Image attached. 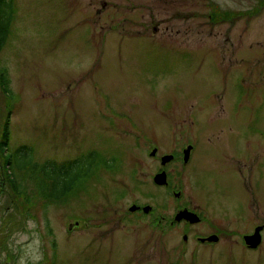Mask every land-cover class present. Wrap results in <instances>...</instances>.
I'll return each instance as SVG.
<instances>
[{
    "label": "rangeland",
    "instance_id": "374dc122",
    "mask_svg": "<svg viewBox=\"0 0 264 264\" xmlns=\"http://www.w3.org/2000/svg\"><path fill=\"white\" fill-rule=\"evenodd\" d=\"M7 1L6 148L26 145L16 163L36 201L21 224L0 183V264H264V238L257 250L240 238L264 222V86L248 90L246 79L248 42L256 54L264 50V9L252 20L246 10L264 0ZM262 65L261 57L253 64ZM192 136L190 165L168 163V178L202 215L190 233L228 231L208 246L181 245L180 225L163 234L149 218L171 216L180 201L152 182L159 162L151 145L177 149ZM237 149L250 154L252 202L226 159ZM77 156L87 174L58 199L40 198L30 171ZM131 201L154 212H130ZM237 203L243 212L235 213Z\"/></svg>",
    "mask_w": 264,
    "mask_h": 264
},
{
    "label": "flooded vegetation",
    "instance_id": "af4514ba",
    "mask_svg": "<svg viewBox=\"0 0 264 264\" xmlns=\"http://www.w3.org/2000/svg\"><path fill=\"white\" fill-rule=\"evenodd\" d=\"M264 7H260V6H252L247 8L246 10V17H250L249 20H252V16L256 13V14H260L263 11ZM246 22H248V20H246ZM252 43L253 41H249L248 42V53H247V61L249 63L248 65V70H246V79H247V85H248V90H253L259 86H264L263 84H260L259 81L263 80L264 81V65H262L260 68H255L253 66V64L256 61H259V57L262 58V63L264 64V50L261 51V55L260 54H256L255 52H253V48H249L252 47ZM260 55V56H259ZM234 60L236 58V56H233ZM234 60L230 61V64L234 63ZM247 92V91H246ZM247 94H249V92H247ZM250 95V94H249ZM186 145H190L189 150L186 153V157L185 160L183 159V149ZM154 149L153 153H149L148 155L152 158H154V160L158 163L159 162V166L155 168V170L153 171L152 175L156 172H160L163 171L164 172V178L165 181L164 183L161 184H156L159 185L161 187H163L164 190H167L169 193H171L175 200H180V201H176V205L175 208L172 210L171 212V216L168 214H163L158 212V214H152L153 211V205L148 204L147 202H139V201H131L129 204L138 206L133 208L132 210H129L130 212H133L139 216H143V215H148V214H152L149 218H150V223L153 227H158L159 230L165 234L168 233L169 230L172 229V227L180 225L182 228V231L180 232L179 238L181 241V245L186 244V242L194 239L195 242H197V245H211L214 243H217L219 241H223L227 235H228V231L226 229H220L219 228H210V227H205L203 229L202 232H191L190 233V229L189 227L192 224H197L199 223V221L203 220L202 215L200 214V212H198L193 206L189 205V200H185L186 194L177 187L175 186L176 184L172 183L171 179L168 178L169 175V170L167 168V164L170 162H174V163H178V161H180L182 163V165H190L192 158L194 156V150L196 148V141H194V137L192 136L191 139L186 140L183 144H181L177 149H166L163 151H159V148L157 147V145H151L150 149ZM150 151V150H149ZM233 152H229V156L232 155V158H226L227 160L233 161L236 170L239 172V177L238 174L236 173L237 177H236V181L240 178L242 180V183L244 185L245 188V193L243 194V196L248 199L247 201L252 202L254 201V197H255V190L252 187H248L247 186V182L250 179V168H249V161H250V154L246 155L243 151L241 150H232ZM171 153L172 156L169 157L168 160H165L163 162H160V157L161 155L164 154H168ZM241 156H243V160L244 162L242 164L245 165V176H242L243 170L242 167L240 166L239 163L236 164V161L241 160ZM232 163V162H231ZM242 170V171H241ZM236 171V172H237ZM152 177V176H151ZM238 185V183H233L232 186ZM258 187V186H255ZM184 194V197H183ZM233 194L234 198H236V200H238V202L240 201V196H242L241 192ZM128 204V205H129ZM238 204H236V209H234L235 213L238 212L240 210V212H243V209L241 207H238ZM127 205V207H128ZM144 205H148L149 207L145 210H143L142 206ZM182 208H185L189 211L195 212L198 215V219L196 221H189L187 217L181 216L179 218H175L174 214L179 211L182 210ZM260 226L258 231H259V238L260 241L259 243L256 245V247H249L246 246L243 243V235L246 233H252L255 230V227ZM221 228V227H220ZM214 234L215 239H207L206 237L208 235H212ZM240 238H241V244L249 249H258L259 246L262 244L263 242V238H264V222H260V223H255L252 225V228H249L248 231H243L240 233ZM182 249L184 248L183 246H180ZM186 250V249H185ZM192 251V253H191ZM189 252L191 254H193L194 249L193 247L189 250Z\"/></svg>",
    "mask_w": 264,
    "mask_h": 264
},
{
    "label": "trees",
    "instance_id": "16d2710c",
    "mask_svg": "<svg viewBox=\"0 0 264 264\" xmlns=\"http://www.w3.org/2000/svg\"><path fill=\"white\" fill-rule=\"evenodd\" d=\"M6 8L10 12L9 2L7 0H0V46L5 32L2 24L4 19L3 12H6ZM226 14V12H223L222 15ZM3 73L4 71L0 69V104L2 105V109H0V111L2 110V114L0 115V183L5 182L7 185L10 203L22 214L20 223L23 224L28 214L27 210L29 206L36 200L29 193V190L26 189L23 182V179L27 176L25 175L26 170L22 164L16 163V158L24 154L26 145L19 144L12 152H8L6 148L8 144L9 117L12 111V100H10L12 95L7 94L8 88ZM84 156L86 157V162H88L95 156V153L93 150H90ZM83 165V158L77 156L61 161L46 160L44 164L35 166L29 173L33 187L37 190L35 192L38 193L40 198L45 200L58 199L70 191L80 177L87 174L84 170H77V168L81 169Z\"/></svg>",
    "mask_w": 264,
    "mask_h": 264
},
{
    "label": "water",
    "instance_id": "95a60500",
    "mask_svg": "<svg viewBox=\"0 0 264 264\" xmlns=\"http://www.w3.org/2000/svg\"><path fill=\"white\" fill-rule=\"evenodd\" d=\"M184 151H186V149H184ZM170 157V154H166V155H163L161 157V162H163L164 160L166 159H169ZM184 159H185V156H184ZM153 180L156 182V183H162L164 181V173L161 171L159 173H156L154 176H153ZM133 205H131L129 208L133 209ZM148 208V206H143V209L146 210ZM194 213H191L185 209H182L180 211H178L176 214H175V218H179L181 216H184V217H187L190 221H195L197 219L196 215L194 216L193 215ZM208 239H214L215 236L214 235H209L207 237ZM258 236L256 234H250V235H246L245 239L246 241L249 240L248 242L252 245H255L258 240H257Z\"/></svg>",
    "mask_w": 264,
    "mask_h": 264
}]
</instances>
